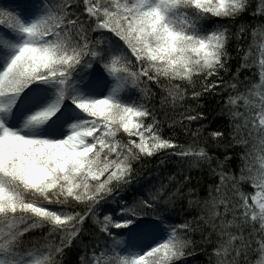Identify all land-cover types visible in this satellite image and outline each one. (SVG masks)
<instances>
[{"label":"snow or ice","instance_id":"1","mask_svg":"<svg viewBox=\"0 0 264 264\" xmlns=\"http://www.w3.org/2000/svg\"><path fill=\"white\" fill-rule=\"evenodd\" d=\"M249 13L260 23H241ZM253 66L259 83L240 80ZM214 93L227 121L202 137ZM174 160L167 184H140ZM193 168L212 182L193 184ZM180 212L192 218L172 223ZM197 252L264 264V0L0 6V264H191Z\"/></svg>","mask_w":264,"mask_h":264},{"label":"trees","instance_id":"2","mask_svg":"<svg viewBox=\"0 0 264 264\" xmlns=\"http://www.w3.org/2000/svg\"><path fill=\"white\" fill-rule=\"evenodd\" d=\"M14 2H15V0H0V6H4V7L13 6ZM241 23L252 25L254 27L257 24H259L260 21L259 20H252L251 19V13H249L241 21ZM257 41H259V37H257ZM241 43L242 44H245V43L251 44L252 43L251 28H249L246 37L244 35L241 36ZM233 55L235 56V53H233ZM237 68H239V64L235 60H233L231 62V69H230L229 74L224 75L222 73V75H224V79L229 80L231 75L236 72ZM240 71H241V74L239 77L240 80H244L245 77H248L249 79L252 80L253 83H259L260 68L258 66H253L251 68H244V69H241ZM226 98H227V96L225 95V100H226ZM200 103H201V105H203V112H204V116L206 117V119L204 120L205 128L202 131V137H207L209 132L218 130L220 128V125L224 124L227 121V117H222L221 114L219 113L218 108H217V105L220 103V94L219 93H214L212 96H206L205 98H203L200 101ZM192 107L195 108V105L193 104ZM177 111L182 112L183 108H178ZM192 114L195 115V112H193ZM190 127L192 128L193 131H195L196 128L200 127V124L198 122H193ZM182 131H183L182 129L178 128L176 134L180 135V133ZM165 132L167 133V127H165ZM181 142H184V141L181 140ZM222 151H223V149H221L218 152H215V155L221 156ZM222 158L223 157L221 156V159ZM161 167L169 169V172H166L163 175H159L158 173H160L161 168L160 167H154L153 164H149L141 172L140 176L137 178L139 180L140 184H144L148 181H151V183L159 186L162 179H163V182L165 184H167L168 181L165 178V176L178 170L177 169V163L175 160L171 164H168L166 162V164L164 166H161ZM233 168L235 169L234 165H233ZM189 175H191L194 178L193 184H195V181L197 179L201 180L202 182H206V183L212 182L210 178L202 175L199 168H193L190 171ZM217 182H218V180H217ZM140 184H134L132 189H130L126 195L131 197V195L133 194V191L136 188H138L140 186ZM185 191H186V189H185ZM204 194L205 193L203 191H201V196H203ZM184 207L188 208L187 200L184 201ZM188 211L191 212L192 209H189ZM186 215H187L186 213L180 212L176 215V217L171 222L174 224L183 223V218ZM187 218L191 219L192 216L187 215ZM188 259L190 260L191 264H203V262L206 260V257L203 256L202 254H200L199 252H197V254L194 258L189 257Z\"/></svg>","mask_w":264,"mask_h":264},{"label":"rangeland","instance_id":"3","mask_svg":"<svg viewBox=\"0 0 264 264\" xmlns=\"http://www.w3.org/2000/svg\"><path fill=\"white\" fill-rule=\"evenodd\" d=\"M16 2H18V0H16Z\"/></svg>","mask_w":264,"mask_h":264}]
</instances>
